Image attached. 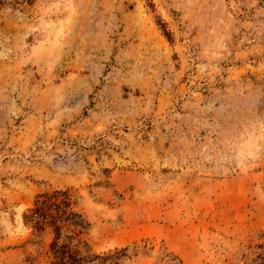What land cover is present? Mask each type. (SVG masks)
I'll use <instances>...</instances> for the list:
<instances>
[{
  "label": "rangeland",
  "instance_id": "374dc122",
  "mask_svg": "<svg viewBox=\"0 0 264 264\" xmlns=\"http://www.w3.org/2000/svg\"><path fill=\"white\" fill-rule=\"evenodd\" d=\"M58 189L69 264H264V0H0V264Z\"/></svg>",
  "mask_w": 264,
  "mask_h": 264
},
{
  "label": "trees",
  "instance_id": "16d2710c",
  "mask_svg": "<svg viewBox=\"0 0 264 264\" xmlns=\"http://www.w3.org/2000/svg\"><path fill=\"white\" fill-rule=\"evenodd\" d=\"M71 194L68 190H54L52 193L38 196L36 206L31 209V217L34 221L33 227H37L40 222L53 224L54 239L51 248L57 254V250H62L57 256V264H69L78 261L79 251L68 248L67 244L59 243L62 238L61 230L69 225L81 226L84 224L79 213L72 210ZM38 229V228H37ZM67 248L66 251H63Z\"/></svg>",
  "mask_w": 264,
  "mask_h": 264
}]
</instances>
